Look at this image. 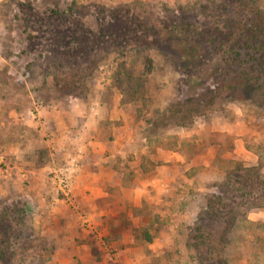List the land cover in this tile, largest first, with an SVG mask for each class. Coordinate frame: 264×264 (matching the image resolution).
<instances>
[{
	"label": "rangeland",
	"instance_id": "obj_1",
	"mask_svg": "<svg viewBox=\"0 0 264 264\" xmlns=\"http://www.w3.org/2000/svg\"><path fill=\"white\" fill-rule=\"evenodd\" d=\"M239 1L264 6V0ZM237 2L0 0V264H93L81 261L69 240L68 253L60 251L58 231L65 224L67 237L80 240L82 232L85 241L99 240L94 254H107L100 264H198L187 245L194 222L182 221L171 243L148 249L143 229L139 238L133 234V220L145 215L143 226L156 239L167 227L165 207H137L121 185L129 188L153 172L160 161L156 146H181L195 157L189 171L198 181L185 190L198 214L210 186L236 166L260 165L264 172V95L246 90L252 98L226 100L240 92H217L224 71L199 67L189 79L179 50L158 40L160 29L171 28L176 18L195 30L208 29L217 17L226 19L220 15L224 5ZM190 97L191 104H180ZM70 105L75 108L69 114ZM44 108L59 111L61 123L43 122ZM58 126L68 132L66 140L54 137ZM95 139L122 140L117 146L130 148L115 159L117 180L99 183L110 193L99 200L109 211L103 215L106 235L95 221L101 215L89 218L75 210L77 202L79 210L86 208L82 202L90 208L85 194L92 190L79 191L76 162L67 160L68 148L71 153L73 146H91ZM50 146L68 148L52 154ZM136 148L145 152L143 167L131 151ZM61 168L68 172V196L54 179ZM239 212L233 223L213 229L220 234L221 253L229 264H264V208ZM119 219L122 224L115 225ZM123 234L136 243L112 242ZM141 244L134 256L121 250Z\"/></svg>",
	"mask_w": 264,
	"mask_h": 264
},
{
	"label": "trees",
	"instance_id": "obj_2",
	"mask_svg": "<svg viewBox=\"0 0 264 264\" xmlns=\"http://www.w3.org/2000/svg\"><path fill=\"white\" fill-rule=\"evenodd\" d=\"M237 3L224 5L220 15H225L226 19L219 22L217 17L208 29L195 30V25L176 18L170 23L171 28L163 26L158 33L160 42L179 50L180 56L187 62L189 79L199 67L224 71L221 72L224 74L218 81L217 92H240L239 96L228 97V101L250 99L251 96L244 93L246 90L264 95V6L258 2H253L251 6L239 0ZM215 29L221 31L215 33ZM205 76L202 74L200 77ZM193 101L194 98L190 97L180 104H191ZM209 102L211 107L213 99ZM171 109L177 112L180 108ZM210 188L212 190L206 195V202L191 226V241L187 245L193 248L192 257L197 259L198 264H229L221 253L220 234L216 235L213 229L217 224L233 223L241 208L245 211L264 208V172L260 165L240 164ZM132 228L135 237L140 236L138 232L143 229L147 241L153 240L143 224ZM203 254L209 257H203Z\"/></svg>",
	"mask_w": 264,
	"mask_h": 264
},
{
	"label": "crops",
	"instance_id": "obj_3",
	"mask_svg": "<svg viewBox=\"0 0 264 264\" xmlns=\"http://www.w3.org/2000/svg\"><path fill=\"white\" fill-rule=\"evenodd\" d=\"M70 106H72L70 109L68 108L65 110L66 113L70 114L71 111L74 110L75 107H73V105ZM39 114L41 115L40 117L43 122L55 119L54 121L57 124L61 123L59 117L61 114L59 111L51 109L46 110L44 108L39 111ZM84 124L86 125L87 123ZM54 137H57V139L60 140H66L69 135L65 129H59V132H57ZM119 141L121 142L122 140H90L88 143L91 146H73L71 153L68 147V149L65 148L66 146H50V150L53 152L52 154H54V151L67 149L66 151L69 155H67V160L71 159L72 162H76L74 165H77L76 169L78 170V173L75 174V177L78 179L77 187L79 191L83 190L84 193L87 189L92 191L88 192L89 194H85L89 200V202L86 203L90 205V208H87V206L84 205L85 203L82 202V206L87 209L85 208L84 210L82 208L79 210V202H77L75 210L80 215L83 213L88 215L89 218L95 217V214L101 215L99 218L95 217V221L98 225L102 226V228H100L104 232V235H106L110 228L107 223L108 217L103 215H109V211L105 209L104 205H101L99 200L104 201V199L109 197L110 193L106 191V189L104 190L99 183L102 181L117 180L119 171L115 167V159H117V157H125L130 150L129 146H117ZM112 142L115 146H111L113 144ZM131 151L135 154L139 165H142L143 167L145 165L142 160L145 153L144 150L142 152L140 151V153H138L137 148ZM156 153L160 161L155 163L154 170L151 174L140 178L141 180H139V182L136 181L134 183L135 185H131L129 188L121 185L124 195L129 198L133 205L141 207L144 202H148L149 204L163 205L165 207L167 227L163 230L161 229V234L156 237V239L153 238L152 241H147L146 243V247L150 250L152 249L153 251H157L159 247H163L171 243L173 239L172 232L178 231L179 228H182V221L189 224L193 223L197 214V207L192 204L190 196L185 190L186 188L192 187V185L196 184L198 181L196 180L197 176L189 171L194 163L195 157H189L181 146H177L176 148L156 146ZM211 161L212 160L206 162V168H210ZM119 202L120 201L118 200L116 201L118 205ZM63 213L66 214V212ZM139 216L140 215H138L137 221L133 220L134 226H139L146 221L145 215L142 216L141 214V217ZM121 224L122 219L115 220V225ZM65 225L60 230L58 229L60 237H58L57 241L59 243H57V246L60 248L62 253H68L69 244H66V242L69 240L72 249L76 248L79 252L78 257H80L79 259H81V261H85L87 259L86 261H89L90 263L93 262V264H100V261H107V259L103 258L104 256H107L105 252L101 258L102 260L99 258V254H94L93 252V250L98 251L99 249L96 245V241H99L98 239H96L95 244L89 242L88 240L85 241L82 238L86 237L87 234H82V232H80V240L75 237H67L65 233H62V231L64 232L65 230ZM115 239L116 240L112 241L115 244L120 240L121 242L123 241V243H136L133 237L127 238L126 234H123L119 239ZM140 249H142V244L139 247L130 245L121 250L128 252L129 256H134V254H137L136 252ZM118 253H120V251ZM71 258L72 260L75 259L72 256Z\"/></svg>",
	"mask_w": 264,
	"mask_h": 264
},
{
	"label": "built area",
	"instance_id": "obj_4",
	"mask_svg": "<svg viewBox=\"0 0 264 264\" xmlns=\"http://www.w3.org/2000/svg\"><path fill=\"white\" fill-rule=\"evenodd\" d=\"M67 173H68L67 170L62 168L55 170L54 172V179L57 182V185L60 188V190L66 196H68V194L70 193V180Z\"/></svg>",
	"mask_w": 264,
	"mask_h": 264
}]
</instances>
